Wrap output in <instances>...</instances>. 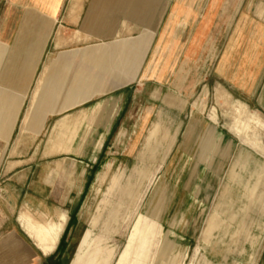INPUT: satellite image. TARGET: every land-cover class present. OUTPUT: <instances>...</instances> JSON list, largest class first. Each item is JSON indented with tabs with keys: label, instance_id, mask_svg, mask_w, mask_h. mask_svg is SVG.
I'll return each instance as SVG.
<instances>
[{
	"label": "rangeland",
	"instance_id": "obj_1",
	"mask_svg": "<svg viewBox=\"0 0 264 264\" xmlns=\"http://www.w3.org/2000/svg\"><path fill=\"white\" fill-rule=\"evenodd\" d=\"M30 1L39 7L46 2ZM92 1L82 0L79 15L61 17L65 28L58 27L59 22L52 27L53 19L48 22L45 16H25L33 31L19 53L37 44L35 53L44 59L48 51L53 52L59 28L70 39L82 31L78 42L98 47L97 53L103 47L105 56L112 54V47L125 53L129 43L125 38L139 34L151 50L141 79L133 85L138 89V119L125 127L119 123L110 129L92 127L87 110L94 100L83 103L75 107L81 112L73 110L69 116L81 118L73 143L58 145H47L56 133L55 117L43 129L45 136L36 134L38 128L21 135L18 123L10 141L0 144V217L10 216L7 203L13 207L0 232L4 237L12 231L17 237L3 241V251L12 252L9 258L17 264H69L74 251L71 238L83 205L98 174L113 162L114 171L125 176L131 170L137 173L140 164L146 182L119 218L116 233L98 234L91 223L83 225L91 238H101L97 254L104 264H118L132 234L146 224L151 236L148 254L143 262L132 257L125 264H158L164 257L158 251L166 234L176 245L175 253H180L170 257L168 264H264V110L232 98V90L221 82V52L236 29L235 19L239 21L254 7L264 8V0H114L98 29L86 18ZM8 4L9 0H0V24ZM43 23L50 24L47 33L40 31ZM115 37L124 39L113 45ZM13 53L1 50L0 72L10 69L14 60L27 59ZM240 150L247 154L241 159ZM243 183L245 191L240 190ZM117 194L122 196V191L115 190ZM22 207L35 217L45 215L56 222L59 210L67 212L50 254L42 255L28 236L27 223L20 224L30 217ZM34 220L50 224L48 219Z\"/></svg>",
	"mask_w": 264,
	"mask_h": 264
},
{
	"label": "crops",
	"instance_id": "obj_2",
	"mask_svg": "<svg viewBox=\"0 0 264 264\" xmlns=\"http://www.w3.org/2000/svg\"><path fill=\"white\" fill-rule=\"evenodd\" d=\"M68 1L69 4L65 5V0H46L39 7L30 0H9L7 13L3 14L5 18L0 24V52L4 49L7 54L12 55L15 50L17 54L26 55L27 59L14 60L12 62L14 65L10 69L0 72V144L10 141L12 129L18 123L21 135L32 133L33 128H38L36 134L42 133V136H45L42 131L50 125L52 117H55L52 127L56 133L54 137L48 139L47 145L72 144L81 125V118L78 120L80 115H77L71 120L69 117L71 111L81 112L82 109L76 110L75 107L93 100L94 104L87 110L90 113L89 125L92 127L110 129L117 123L119 127H125L129 122H136L138 119L136 111L139 110V99L135 101L138 89L133 88V85L141 79L143 65L151 50L146 48L145 38L139 34L132 36L133 39L125 38L129 42L125 53L112 47V54L108 52V56H105L102 52L103 47L97 53L95 49L98 47L95 48L92 44L82 46V43L78 42L82 31L75 32L74 38L70 39L65 37V30L59 28L53 37V52L48 51L44 59L39 52L35 53L37 44L25 54L19 53V48L22 49L24 46L23 43L31 39L28 32L32 30V26L24 17L45 16L48 22L53 19L52 27L59 22L58 27L65 28L61 17L79 15L82 6V0ZM113 4L114 0H93L86 12V18H91L95 22L96 29L101 28ZM15 16L20 18L11 21ZM237 16H240V13ZM234 25L236 29L229 36L228 46H223V51L221 50L223 52L221 82L232 90L230 94L232 98L264 110V8L254 7L249 14L241 15L239 21L235 19ZM46 26L43 23L40 31L47 33L51 30ZM87 27L91 29L90 24ZM227 38L228 35L225 40ZM118 39L124 38H116L113 45ZM17 54L15 53V56ZM3 96L10 98L3 100ZM105 96H107L105 99H101ZM98 98L101 100L98 101ZM234 135L239 139V136L235 133ZM222 138V141H225L223 135ZM50 149L51 146L45 148L44 154L46 155ZM245 155L246 152L239 151L240 159ZM248 157L253 159L251 154ZM131 171L125 176L122 171H114L113 162H108L98 174L71 238L74 251L69 264H104L97 254V245L102 241L101 238L99 236L91 238L90 231L83 225L91 223L93 229L97 228L98 234L117 232L119 218L133 205L146 182L145 171L140 172V164L137 173L136 169ZM249 174L255 175L256 171H250ZM232 175L234 174L230 173V176ZM117 176H124L127 180L123 178L122 182H114ZM243 186L244 183L240 186L241 191H245ZM115 190L122 191V196L114 195ZM7 204L8 213L12 216L13 207L10 203ZM22 209H25L24 212L30 217L26 216V221L21 220L20 224L27 223L30 233L28 236L35 240L33 243L36 248L42 255L53 252L67 222V212L59 210L57 212L59 222H56V219L46 217L44 214L35 217L25 207ZM10 216L6 215L5 219L0 217V226L6 223ZM34 219H48L50 224ZM14 239L17 237L13 236L12 231L4 237L0 232V264H17L9 258L12 252L2 249L3 241Z\"/></svg>",
	"mask_w": 264,
	"mask_h": 264
},
{
	"label": "bare ground",
	"instance_id": "obj_3",
	"mask_svg": "<svg viewBox=\"0 0 264 264\" xmlns=\"http://www.w3.org/2000/svg\"><path fill=\"white\" fill-rule=\"evenodd\" d=\"M91 216H93V215H91ZM150 245H151L150 226L148 224H146L141 229L140 232L136 231L135 233L132 234L127 248L120 255L118 264H125L127 262V260L130 261L132 257L138 259V261H136V262L144 260L145 256L148 254V250H149ZM161 245L163 247L161 246L159 248L158 253L160 256L162 255L164 257H162V259L159 260L158 264H168L170 257L177 255V254H180L179 252L175 253L176 245L169 238L168 234L164 235V238H163Z\"/></svg>",
	"mask_w": 264,
	"mask_h": 264
}]
</instances>
